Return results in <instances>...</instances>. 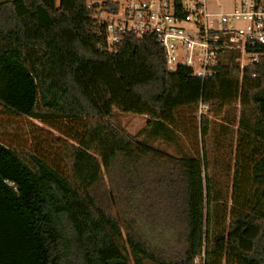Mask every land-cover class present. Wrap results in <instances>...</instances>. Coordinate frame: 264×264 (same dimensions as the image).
Wrapping results in <instances>:
<instances>
[{"label":"trees","instance_id":"16d2710c","mask_svg":"<svg viewBox=\"0 0 264 264\" xmlns=\"http://www.w3.org/2000/svg\"><path fill=\"white\" fill-rule=\"evenodd\" d=\"M98 8L87 0H0V105L46 124L85 121L67 150L66 174L0 142V264H194L204 251L206 264H264V59L242 74L227 53L228 62L203 80L185 66L170 71L154 35L129 33L108 53ZM237 104L245 150L223 202L211 174L207 116ZM200 105L209 108L201 150L179 159L187 249L168 261L124 235L90 190L118 155L168 156L151 142H175L178 111ZM115 110L145 116L147 124L133 136L114 121Z\"/></svg>","mask_w":264,"mask_h":264},{"label":"rangeland","instance_id":"374dc122","mask_svg":"<svg viewBox=\"0 0 264 264\" xmlns=\"http://www.w3.org/2000/svg\"><path fill=\"white\" fill-rule=\"evenodd\" d=\"M94 1L99 2L87 0V3ZM232 4V0H209L213 10H228ZM240 116L239 104L225 110L221 116H207L211 126L207 142L213 143L215 165L211 174L223 202H230L236 164L245 150L238 126ZM202 117L199 108L179 110L177 127H173L175 142H151L168 156L151 153L128 159L118 155L109 169H103L101 179L90 190L98 206L118 220L124 235L132 234L141 239L168 261L181 260L187 249V192L179 159L185 154L193 156L200 152ZM113 119L133 136L147 124L145 116L117 110ZM83 124L85 121L60 119L46 124L11 114L0 105V142L20 154L28 152L44 157L64 174L70 166L67 150L76 145L72 137L81 134ZM222 204L217 207V221L223 212L220 210H224ZM228 208L230 210V204Z\"/></svg>","mask_w":264,"mask_h":264},{"label":"built area","instance_id":"2783aa9c","mask_svg":"<svg viewBox=\"0 0 264 264\" xmlns=\"http://www.w3.org/2000/svg\"><path fill=\"white\" fill-rule=\"evenodd\" d=\"M232 1L228 10L211 9L209 0H99L89 6L99 5L94 17L108 53L116 52L129 33L154 35L170 71L185 66L205 80L228 62L227 53L242 74L264 59V0ZM208 109L200 105V116ZM194 264H206L205 251Z\"/></svg>","mask_w":264,"mask_h":264}]
</instances>
